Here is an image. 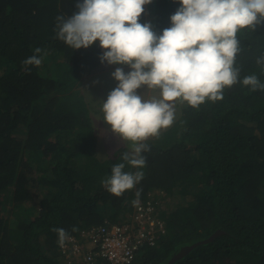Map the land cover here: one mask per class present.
I'll use <instances>...</instances> for the list:
<instances>
[{
    "label": "trees",
    "instance_id": "1",
    "mask_svg": "<svg viewBox=\"0 0 264 264\" xmlns=\"http://www.w3.org/2000/svg\"><path fill=\"white\" fill-rule=\"evenodd\" d=\"M78 2L0 0V264H65L57 230L64 239L130 221L149 194L160 197L153 213L165 231L135 264H167L216 232L175 264H264V89L242 83L264 84V24L238 33V83L199 108L177 102L178 121L145 142L143 179L117 197L102 181L127 149L100 159L96 111L81 91L128 66L101 63L99 41L72 49L57 38L56 17ZM180 6L152 0L140 22L161 35ZM33 55L39 66L23 63Z\"/></svg>",
    "mask_w": 264,
    "mask_h": 264
},
{
    "label": "clouds",
    "instance_id": "2",
    "mask_svg": "<svg viewBox=\"0 0 264 264\" xmlns=\"http://www.w3.org/2000/svg\"><path fill=\"white\" fill-rule=\"evenodd\" d=\"M151 2L82 0L76 4L77 13L56 17V36L67 46L89 48L99 41L105 50L101 63L128 66L112 73L118 86L101 109L102 120L129 149L102 181L117 197L143 179L146 157L142 153L150 151L145 142L173 123L177 102L199 108L206 101L223 99V90L238 83V33L264 24V0H179L171 26L157 35L150 21L140 22L144 6ZM23 63L39 66L41 59L33 55ZM257 63H264V57ZM242 83L253 91L264 89L256 75L244 77ZM145 86L154 93L149 99L137 91ZM126 165L138 170L125 172ZM154 199L160 197L156 194ZM57 231L62 242L63 230Z\"/></svg>",
    "mask_w": 264,
    "mask_h": 264
},
{
    "label": "built area",
    "instance_id": "3",
    "mask_svg": "<svg viewBox=\"0 0 264 264\" xmlns=\"http://www.w3.org/2000/svg\"><path fill=\"white\" fill-rule=\"evenodd\" d=\"M159 200L147 199L145 205L135 208L130 221L101 225L83 230L78 236L60 241L59 250L66 264H135L142 250L156 245L165 231L162 221L155 215L153 204Z\"/></svg>",
    "mask_w": 264,
    "mask_h": 264
},
{
    "label": "rangeland",
    "instance_id": "4",
    "mask_svg": "<svg viewBox=\"0 0 264 264\" xmlns=\"http://www.w3.org/2000/svg\"><path fill=\"white\" fill-rule=\"evenodd\" d=\"M125 73L130 72L131 70H124ZM89 80H85L87 82ZM118 86V81L114 79L112 74H108V76L101 77V78H94L91 80L90 85L86 90L81 91L84 95L87 105L90 109L95 110L94 114L92 115L94 118V123L97 124V129L99 134H101L100 138V150L102 151V156L100 159L105 160L107 157L114 156L117 154L120 148L125 147L129 150L122 141H119L118 137L111 132L110 125H108L105 121L102 120V103L103 101L107 100L109 93L114 90ZM97 92L96 94L91 95V93ZM139 94H144L145 99L151 98L154 93L148 92L146 86L139 89ZM91 96V97H90ZM100 111H98V107ZM179 110H175V117L173 123L168 127H172L179 119ZM178 117V118H177ZM162 129L160 132L164 133L167 129ZM170 136V135H169ZM172 138V137H171ZM121 144V145H120ZM105 147V148H104ZM99 152V151H98ZM113 157V158H114ZM126 218V215L123 214Z\"/></svg>",
    "mask_w": 264,
    "mask_h": 264
},
{
    "label": "water",
    "instance_id": "5",
    "mask_svg": "<svg viewBox=\"0 0 264 264\" xmlns=\"http://www.w3.org/2000/svg\"><path fill=\"white\" fill-rule=\"evenodd\" d=\"M220 233L216 232L215 234H213L209 239L206 240H202L200 242H197L195 244L189 245V246H185L183 248H181V250H179V252H177L170 260L167 264H175L178 260L182 259L186 254H188L191 250H193L195 247H197L198 245L201 244H205L207 242L213 241L215 239V237H217Z\"/></svg>",
    "mask_w": 264,
    "mask_h": 264
},
{
    "label": "crops",
    "instance_id": "6",
    "mask_svg": "<svg viewBox=\"0 0 264 264\" xmlns=\"http://www.w3.org/2000/svg\"><path fill=\"white\" fill-rule=\"evenodd\" d=\"M0 10H3V7H0ZM5 10H10V9H5Z\"/></svg>",
    "mask_w": 264,
    "mask_h": 264
}]
</instances>
